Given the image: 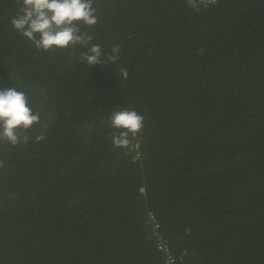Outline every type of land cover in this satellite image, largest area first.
<instances>
[{
	"label": "trees",
	"instance_id": "1",
	"mask_svg": "<svg viewBox=\"0 0 264 264\" xmlns=\"http://www.w3.org/2000/svg\"><path fill=\"white\" fill-rule=\"evenodd\" d=\"M19 6L0 0V88L40 121L0 142V264H165L149 213L171 264H264V0H94L81 30L120 45L95 66L35 48ZM122 109L136 149L112 141Z\"/></svg>",
	"mask_w": 264,
	"mask_h": 264
},
{
	"label": "clouds",
	"instance_id": "2",
	"mask_svg": "<svg viewBox=\"0 0 264 264\" xmlns=\"http://www.w3.org/2000/svg\"><path fill=\"white\" fill-rule=\"evenodd\" d=\"M19 8L10 23L15 31L31 41L35 48L45 52L56 49L83 47L81 62L90 66L115 63L120 45L112 48V54L104 59L99 44H92L93 37L81 30L98 23L94 0H18ZM218 0H187L189 7L199 10L200 6L214 5ZM120 77L127 78L126 68L119 70ZM143 116L135 110H113L109 120L115 131L112 141L116 146L126 145L130 133H138L143 128ZM40 121V113L34 112L26 92L14 87L0 88V142L13 146L27 143V133ZM44 139L43 134L36 141ZM3 162L0 161V167ZM161 236V234H160ZM163 237V236H162ZM164 238V237H163Z\"/></svg>",
	"mask_w": 264,
	"mask_h": 264
},
{
	"label": "built area",
	"instance_id": "3",
	"mask_svg": "<svg viewBox=\"0 0 264 264\" xmlns=\"http://www.w3.org/2000/svg\"><path fill=\"white\" fill-rule=\"evenodd\" d=\"M134 136V135H132ZM134 138V137H133ZM133 144V145H131ZM138 142L133 140H128V143L124 145L125 147H129V149H136L138 146ZM138 155L135 156L134 159H136ZM147 225L151 226L152 229V235L156 238V247L157 250L163 255L164 258V263L165 264H171L174 262L175 258L173 254L171 253V250L168 246V242L165 238L160 236L158 229H159V224L156 220V217H154L153 214H147V220H146Z\"/></svg>",
	"mask_w": 264,
	"mask_h": 264
}]
</instances>
